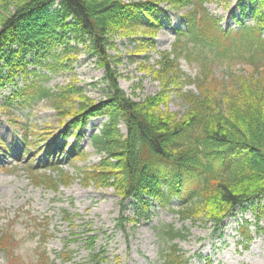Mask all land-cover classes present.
Listing matches in <instances>:
<instances>
[{
  "label": "trees",
  "instance_id": "obj_1",
  "mask_svg": "<svg viewBox=\"0 0 264 264\" xmlns=\"http://www.w3.org/2000/svg\"><path fill=\"white\" fill-rule=\"evenodd\" d=\"M208 1L0 0V90L12 87L0 105L8 109L17 100L25 105L37 98L50 99L65 130L80 137L90 120L107 116L92 137L101 161L78 168V177L87 185L115 188L122 198V213L126 202L133 199V220L148 219L156 203L166 207L178 198L176 211L183 221H204L219 234L238 208L251 206L257 209L260 230L264 217V0H242L253 3L254 23L239 30L225 29L221 19L209 11ZM165 6L186 9V28L177 30L172 49L160 52L154 64L140 62L141 68L160 81L161 89L136 99L120 85L119 73L111 65L114 55L108 51L116 48L117 37L135 41L133 54L156 50ZM73 42L97 56L106 69L108 89L100 101L87 96L74 78L55 90L42 83L72 68L65 62L76 59L74 52L81 51ZM184 57L199 66L195 77L182 69ZM217 62L225 66V78L215 74ZM238 63L248 68L237 71ZM172 94L182 100L184 111L169 109ZM22 127L26 130L28 125ZM25 140L30 147L27 136ZM73 151L74 157L87 158V153ZM48 161L51 165L52 160ZM44 169L32 163L27 168L36 185L58 191L75 180L59 165ZM78 215L63 212L74 226ZM249 227L248 221L241 225L248 241L252 239ZM189 232L174 224L162 227V264H191L176 243ZM46 237L41 236V243ZM96 238L90 237V246ZM17 248L16 235L0 229V252L9 264L22 260ZM105 252L94 253L88 264H101L108 259L101 258ZM59 255L64 263L75 258L72 249ZM51 262L46 252L38 254L37 264Z\"/></svg>",
  "mask_w": 264,
  "mask_h": 264
},
{
  "label": "rangeland",
  "instance_id": "obj_2",
  "mask_svg": "<svg viewBox=\"0 0 264 264\" xmlns=\"http://www.w3.org/2000/svg\"><path fill=\"white\" fill-rule=\"evenodd\" d=\"M206 5L221 19L225 29L239 30L254 23L251 14L253 3L250 1L210 0ZM164 8L162 26L155 38L156 50L136 55L132 51L135 41L117 37L116 48L108 51L114 55L111 65L119 73L120 85L136 99L154 95L161 89L160 81L141 68L140 62L154 64L160 52L172 49L177 30L186 28L183 19L186 9ZM72 45L81 50L74 52L78 55L76 59L65 62L72 68L43 79L42 83L55 90L74 78L87 96L100 101L108 89L106 69L100 66L97 56L84 50L82 44L73 42ZM180 63L189 75L195 77L198 74L199 66L195 62L190 63L184 57ZM247 68L243 63L234 67L237 71ZM225 70L220 62L216 63L217 77L225 78ZM19 85L23 86L24 81L19 80ZM186 88L196 89L195 85H187ZM11 89L0 90V104H5ZM18 103L15 101L8 109L0 105V229H9L16 237L28 232L31 239H37V258L40 252H46L52 260L48 264H88L94 253L106 251L101 258L106 256L108 259L102 260L101 264H162L160 251L165 240L161 238L160 231L164 225L174 224L177 228L190 230L188 237L176 239V243L190 258L191 264H207L208 259L211 264H264V217L260 223L262 228L257 230L256 208H238L234 216L225 220L219 234L204 221H183L176 211L180 206L178 198H173L171 205L166 207L156 203L148 219L133 220L136 217L133 199L126 202V210L122 213V198L115 188L87 185L78 177V168L90 167L101 161L102 155L95 148L92 137L103 127L107 116L90 120L80 137L71 130H65L50 99L37 98L25 105ZM168 107L175 112L185 110L182 100L175 94H172ZM23 125H28L26 130ZM122 129L127 132L125 124H122ZM26 136L32 143L30 147L26 144ZM54 148L57 151L48 152ZM74 149L87 153V158L74 157ZM49 159L52 160L51 165H48ZM31 163L48 171L49 167L59 165L75 180L62 185L58 191L36 185L27 171ZM65 210L80 214L74 219L76 226L64 218ZM246 221L250 224V241L242 233L241 225ZM44 234L47 237L41 243L40 238ZM94 235L97 238L94 246H90V237ZM67 249L74 250L75 258L64 263L59 254ZM22 262L19 264H25ZM0 264H9L3 252H0ZM34 264H37V259Z\"/></svg>",
  "mask_w": 264,
  "mask_h": 264
},
{
  "label": "clouds",
  "instance_id": "obj_3",
  "mask_svg": "<svg viewBox=\"0 0 264 264\" xmlns=\"http://www.w3.org/2000/svg\"><path fill=\"white\" fill-rule=\"evenodd\" d=\"M18 239V254L25 264H34L37 259V239H31L28 232H22Z\"/></svg>",
  "mask_w": 264,
  "mask_h": 264
}]
</instances>
